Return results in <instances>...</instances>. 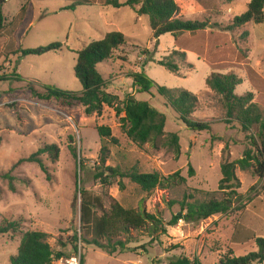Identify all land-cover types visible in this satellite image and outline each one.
<instances>
[{"label": "rangeland", "instance_id": "rangeland-1", "mask_svg": "<svg viewBox=\"0 0 264 264\" xmlns=\"http://www.w3.org/2000/svg\"><path fill=\"white\" fill-rule=\"evenodd\" d=\"M75 1L0 0V77L11 78L0 80V173L10 172L13 177L12 182L0 177V223L20 222L18 231L0 235V264H11L10 257L18 253L23 233L35 230L45 232L51 247L65 254L53 264H67V259L77 254L73 235L83 236L82 195L78 191L81 187L99 197L98 214L117 201L129 208L142 206L166 222L172 213L180 211V205H170V201H180L186 193H194L200 200L224 198L225 194L219 191L222 163L241 158L245 149L252 147L248 135H256L258 128L254 126L249 134L241 129L238 120L226 122L222 97L206 83L212 72H233L241 77L242 84L236 92H253L264 113V22H249L234 30L227 28L235 16L247 11L250 0H176L181 18L207 21L208 26L177 38L165 33L158 45L149 17L137 15L130 6L116 8L106 5L105 0H88L89 4L75 10L61 9ZM23 6L27 8L25 14ZM110 31L124 33L128 42L98 68L110 93L121 100L133 93L136 100L148 102L166 115V134L155 142H133L120 120L124 113L117 116L114 106L105 104L100 112L87 114L81 104H62L54 98L42 100L30 90L28 81L38 91H43L38 82L83 91L84 86L75 75L77 51ZM53 42L62 43V48L43 55L21 57L15 53L20 48ZM144 48L150 51L148 58L154 60H146ZM175 49L187 53L186 64L179 56L171 55ZM169 55L180 64L177 73L157 62ZM17 67L23 81L12 78ZM142 70L160 85L195 93L199 103L192 117L210 123L211 128L189 129L156 87L150 92L137 91L129 75ZM99 126L111 127L119 142L102 140ZM170 133L180 137L179 154L165 143ZM50 144L58 146L57 157L39 152ZM71 147H76L78 157H74ZM103 150L105 166L157 172L162 177L180 171L187 180L151 192L143 191L129 178H123L124 189L117 183L119 178L105 187L96 179L98 171L105 168L100 166ZM37 152L44 166L36 161H20ZM236 174L241 195L235 200L233 212L198 223L179 220L166 233L154 235L148 224L131 232L129 246L133 250L115 254L80 239L77 244L86 264H170L174 256L182 254L198 257L203 264H218L225 255L257 250L256 238L264 237V178L239 166ZM141 245H146L147 250Z\"/></svg>", "mask_w": 264, "mask_h": 264}, {"label": "trees", "instance_id": "trees-1", "mask_svg": "<svg viewBox=\"0 0 264 264\" xmlns=\"http://www.w3.org/2000/svg\"><path fill=\"white\" fill-rule=\"evenodd\" d=\"M88 0H76L71 5L63 9L74 10L77 6L89 4ZM106 5H112L116 8L130 6L137 15L148 16L150 26L153 29V39L158 45V40L165 33H172L175 38L185 32L196 33L204 30L208 26L207 21L186 20L179 16V6L176 0H105ZM27 8L22 7L25 14ZM3 13L0 11V29L2 28ZM264 22V0H250L248 9L244 13L234 17L232 23L228 25V30H234L246 23ZM128 42V37L120 31H110L102 39L94 40L83 49L78 50L77 63L75 65V75L83 84L84 90L80 92L65 90L54 85L38 82L43 91H38L33 82L28 81L33 95L42 100H51L52 98L60 101L62 104L74 105L81 104L85 107L87 114L100 112L103 106H114L117 116L125 126L127 136L135 143L143 145L148 142H155L165 136L166 115L158 109L149 105L148 102L138 101L133 93H128L123 100L117 94L107 91V81L98 68L102 62H107L115 56V51ZM62 43L53 42L48 45L34 48H20L15 53L20 56L43 55L50 51L60 50ZM142 53L149 59V49H142ZM171 55L179 56L180 60L187 63V53L185 51L173 50ZM171 55L157 62L173 73L180 70V64L171 58ZM190 65V63H189ZM12 75L15 80L23 81V77L14 70ZM129 77L133 80V87L137 91L150 92L154 87L158 93L165 98L167 104L174 109L179 119L194 131L209 130L210 123L196 121L192 115L195 112L199 99L197 95L189 90L180 88H171L160 85L150 78L144 70L132 72ZM9 79L0 77V80ZM207 86L219 94L226 109L227 123L233 119L240 122L241 129L249 133L254 126H257L256 135H248L252 147L245 149L243 156L234 161H225L222 163V178L219 184V191L225 194V197L219 199L211 197L206 200L195 198L194 193H186L180 201H170V205L179 204L180 211L172 213V217L166 222L162 217L150 213L142 206L139 208L125 207L121 203L114 201L110 208L98 214L96 208L101 206L99 197L93 195L84 188L78 191L82 195L81 202V228L83 236L79 237L76 233L73 235L75 249L78 251V241L82 239L86 244H94L107 250L110 254L118 251L123 252L126 249H134L129 244L132 242L131 232L145 228L150 224L149 232L153 235L157 232L166 233L169 226H175L179 220L188 223H198L217 214H229L233 212L235 200L240 197L238 189L241 186L240 179L236 174V168L239 166L243 170L251 169L259 178H264V113L260 105L254 100V93L248 91L245 94H238L236 89L242 84V79L237 74L212 72L206 80ZM98 133L102 140L110 138L112 143L117 144L118 138L112 134L109 126H99ZM165 143L176 153H180V137L177 133H170ZM106 149V146L103 145ZM74 157H78L76 147H71ZM103 150L100 166H105L106 155ZM40 153H50L58 156V146L56 144L46 145L39 149ZM36 161L44 166L39 153H33L28 158L21 159ZM85 164L82 162V169ZM100 167H98L99 170ZM190 173L194 175L191 168ZM13 180L10 172L1 174ZM118 179V185L124 189L123 178H129L133 183L140 186L145 192H151L158 187H166L178 183L186 182V177L181 175L180 171L170 174L168 177H162L159 173L140 172L137 169L122 170L120 167L105 166L104 170L98 171L96 179L105 186H110L113 179ZM14 189V186H13ZM20 228L19 221H6L0 223V235L10 232H16ZM122 236H127L122 239ZM154 239V238H152ZM152 244V243H151ZM257 250L243 255H225L218 264H261L264 263V237L256 238ZM141 248L147 250L146 245ZM63 252L55 251L47 241V234L42 231H27L23 233L18 253L10 257L11 264H53L54 260L64 257ZM80 264H86L85 256L81 255ZM170 264H203L198 257L190 258L185 254L174 256Z\"/></svg>", "mask_w": 264, "mask_h": 264}, {"label": "built area", "instance_id": "built-area-1", "mask_svg": "<svg viewBox=\"0 0 264 264\" xmlns=\"http://www.w3.org/2000/svg\"><path fill=\"white\" fill-rule=\"evenodd\" d=\"M67 264H80L81 262V249L78 246L77 254L67 259Z\"/></svg>", "mask_w": 264, "mask_h": 264}, {"label": "crops", "instance_id": "crops-1", "mask_svg": "<svg viewBox=\"0 0 264 264\" xmlns=\"http://www.w3.org/2000/svg\"><path fill=\"white\" fill-rule=\"evenodd\" d=\"M69 6V5H68ZM65 7H67V6H65ZM61 9H63V8H61ZM70 10H72V9H70ZM75 10V9H74ZM21 57H23V56H21ZM17 72H18V67H17ZM108 91V90H107ZM109 92V91H108Z\"/></svg>", "mask_w": 264, "mask_h": 264}]
</instances>
